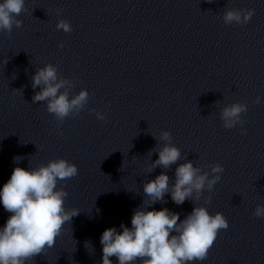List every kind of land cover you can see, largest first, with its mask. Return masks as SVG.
Wrapping results in <instances>:
<instances>
[{
  "label": "clouds",
  "instance_id": "obj_1",
  "mask_svg": "<svg viewBox=\"0 0 264 264\" xmlns=\"http://www.w3.org/2000/svg\"><path fill=\"white\" fill-rule=\"evenodd\" d=\"M22 12H27L25 0H2L0 32L11 35L14 26L22 27V21L17 19ZM254 14L255 9L226 8L222 19L225 25H242L247 24ZM56 28L65 33L72 31L70 22L64 19L57 22ZM59 47L62 48L63 43ZM7 62L6 59L4 64ZM31 81L34 90L40 89L33 95L32 102L46 103V110L54 116L58 134L62 135L59 125L66 118L80 114L88 104L89 92L81 89L77 94H71L74 81L60 76L57 66L51 63L37 68ZM254 103L260 104L261 98L257 96ZM90 111L98 120L106 119L96 109ZM247 111L248 105L244 102L224 106L220 110L223 127L232 129L240 125L242 134L246 135L242 114ZM171 140L169 131L160 133L159 141L164 143L149 152L151 156L153 152L158 153V159L151 163L150 173L157 167L168 170L181 160V150ZM21 159L14 157V162L18 164ZM223 171L219 163L212 165L209 173L186 160L176 167L174 183H170L166 171L144 183L145 199L134 210L131 227L121 224L122 231L116 227L103 231L100 238L102 264H113L110 257H115L118 264H137L138 261L139 264H192L206 260L220 230L228 229L229 223L221 212L212 215L206 207L196 205L203 192H211L220 181ZM77 175V165L64 158L50 160L35 168L17 166L13 169L10 179L0 190V203L11 213L4 227L0 228V264H26L55 246L64 226L71 224L73 217L80 214L77 208H65L68 193L63 187L58 189L57 185ZM168 193L176 205H182L186 200L193 203V210L183 220L168 208L148 210L157 202L166 203L164 197ZM210 202L211 196L205 197V203ZM253 215L264 217V206L257 205Z\"/></svg>",
  "mask_w": 264,
  "mask_h": 264
}]
</instances>
